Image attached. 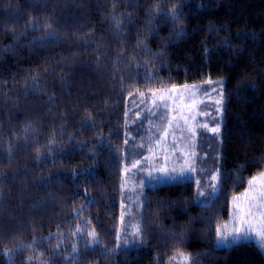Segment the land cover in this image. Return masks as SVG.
<instances>
[{
	"label": "trees",
	"instance_id": "obj_1",
	"mask_svg": "<svg viewBox=\"0 0 264 264\" xmlns=\"http://www.w3.org/2000/svg\"><path fill=\"white\" fill-rule=\"evenodd\" d=\"M0 50V264H264L254 241L216 246L264 172V0H0ZM212 80L216 195L145 185L123 207L137 97Z\"/></svg>",
	"mask_w": 264,
	"mask_h": 264
},
{
	"label": "rangeland",
	"instance_id": "obj_2",
	"mask_svg": "<svg viewBox=\"0 0 264 264\" xmlns=\"http://www.w3.org/2000/svg\"><path fill=\"white\" fill-rule=\"evenodd\" d=\"M219 81L187 83L137 97L136 102L139 103L135 106V118L139 121L138 129L145 131L142 141L137 146H130L129 152L125 153L123 207L141 206V190L145 185L191 180L195 182L196 191L198 187L204 192L211 190V176L218 169L220 157L221 131L219 134L210 131L217 124L222 125L223 111L217 112L220 106L215 103L220 98ZM161 169L177 178L142 184L149 173L159 175ZM197 181H200L199 185ZM245 193L233 198L231 221L221 227L222 232H230L238 226L239 209L245 205ZM214 196L201 197L196 202L207 204ZM122 215L124 219L125 213ZM131 222L137 223V218ZM261 226L258 221L253 222L254 228ZM246 240L259 245L254 235L240 241ZM261 250L264 253V248Z\"/></svg>",
	"mask_w": 264,
	"mask_h": 264
},
{
	"label": "snow or ice",
	"instance_id": "obj_3",
	"mask_svg": "<svg viewBox=\"0 0 264 264\" xmlns=\"http://www.w3.org/2000/svg\"><path fill=\"white\" fill-rule=\"evenodd\" d=\"M174 11V10H173ZM178 19V16L175 14L172 16L173 22ZM29 25H32V21H29ZM46 28H50L51 25H46ZM51 35V33H50ZM142 44L143 42H139ZM3 51V50H0ZM147 51V49H145ZM221 85V90H220V98L215 101L217 105L220 107L217 108V112L222 113L223 111V89H222V81L218 82ZM207 127V125H205ZM211 132L219 134L221 131L220 124H217L216 127L210 129ZM127 143V141H125ZM194 155V153H193ZM135 167V165H133ZM191 171H195V168H191ZM79 175V174H77ZM176 176L169 175L164 169L160 170L159 175H152L148 174L147 177L145 178L144 181H142V184H146L150 181H170L176 179ZM6 177L0 176V185L6 182ZM211 181L212 183L210 184V191L209 192H204L197 188L195 198L199 200L201 197L207 198L210 196H214L219 187H220V182H221V170L217 169L216 173H214L211 176ZM200 184V181H197V185ZM249 184V189L246 190L245 193V205L239 209L241 212V216L239 217V224L238 226L234 227L230 232H222L220 227H217L216 230V243L217 245H224L227 246L229 244H236L238 241L242 239H247L250 236H253L256 238V240L259 243V246L261 248H264V172L260 173L259 181L257 180V177H253L248 181ZM123 187V185H122ZM235 199V198H234ZM258 221L260 225H262L259 228H254L253 227V222ZM79 231V229H78ZM96 232L90 231L88 233V236L91 238V242L95 243L96 242ZM133 236L136 238H140L141 236V230L137 228L135 232L133 233ZM118 238H119V233H118ZM135 242V241H131ZM125 244L130 243L129 240H124ZM75 252V247L73 249ZM6 255H11V253H6ZM184 259L187 262L192 261V257L185 255Z\"/></svg>",
	"mask_w": 264,
	"mask_h": 264
}]
</instances>
